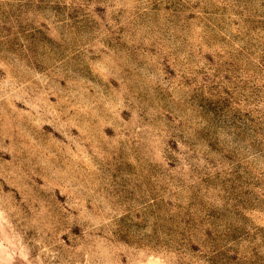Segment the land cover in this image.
I'll return each mask as SVG.
<instances>
[{
	"label": "rangeland",
	"instance_id": "1",
	"mask_svg": "<svg viewBox=\"0 0 264 264\" xmlns=\"http://www.w3.org/2000/svg\"><path fill=\"white\" fill-rule=\"evenodd\" d=\"M0 264H264V0H0Z\"/></svg>",
	"mask_w": 264,
	"mask_h": 264
},
{
	"label": "bare ground",
	"instance_id": "2",
	"mask_svg": "<svg viewBox=\"0 0 264 264\" xmlns=\"http://www.w3.org/2000/svg\"><path fill=\"white\" fill-rule=\"evenodd\" d=\"M2 255V250H0V256Z\"/></svg>",
	"mask_w": 264,
	"mask_h": 264
}]
</instances>
